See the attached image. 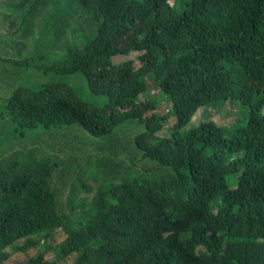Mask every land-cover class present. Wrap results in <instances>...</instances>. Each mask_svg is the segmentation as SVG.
<instances>
[{
  "label": "trees",
  "instance_id": "16d2710c",
  "mask_svg": "<svg viewBox=\"0 0 264 264\" xmlns=\"http://www.w3.org/2000/svg\"><path fill=\"white\" fill-rule=\"evenodd\" d=\"M27 34L40 39L16 50ZM225 101L246 109L231 127L191 125ZM75 156L88 161L78 173ZM54 174L91 197L59 196ZM72 254L264 264V0H0V264Z\"/></svg>",
  "mask_w": 264,
  "mask_h": 264
},
{
  "label": "rangeland",
  "instance_id": "374dc122",
  "mask_svg": "<svg viewBox=\"0 0 264 264\" xmlns=\"http://www.w3.org/2000/svg\"><path fill=\"white\" fill-rule=\"evenodd\" d=\"M22 31L24 33H28L29 27L27 25H25L23 27ZM38 39H40V38L36 37L34 34H27L25 36H21L18 39H15V43H18V45H15L16 50H20L22 47V44L27 43L28 45H31ZM35 55L36 54L32 51V48H30L29 51L26 52L23 57L31 58V57H34ZM138 55H140V54L139 53H131L127 57L116 56L113 58V62L115 64H118L120 62L125 61L126 59H136ZM36 61L38 62L37 59H36ZM133 62H134V66L136 68H138L139 67V61L134 60ZM12 70H13V67H12ZM57 77L58 76H51L50 79L55 80ZM76 77H77L76 75L67 77V80H66L67 84L72 86V87L78 86L82 76L80 77L79 81H75ZM59 80H60V77H59ZM157 94H158V91L153 89V88L150 89L149 93H148L149 97H154V98L157 96ZM82 97L85 101H87L88 103H91V104H96V105L105 104V98L95 97V96L91 95L89 93V91L88 92L84 91L82 93ZM154 101H155V105H156L155 113H158L160 115H165L167 113L166 109H169L170 106L162 98H155ZM215 108H217L218 112L215 110ZM228 113H230V114H228ZM245 113H246V109H244L240 105V103L237 101L217 102V103H215L214 107L199 109L196 112V114L194 115V117L191 119V125L193 127H196L198 125V123L210 120V121H213L214 123H216L217 125H220L223 127H228V126L232 125L238 119L239 116H241L242 114H245ZM221 114L222 115L228 114V115L222 116ZM174 122H175V116H170L167 118V123H166L165 127L168 131L170 130V128L172 127ZM240 123H242V122L239 121L238 124H240ZM140 130L141 129H139L137 132H139ZM125 134L129 138L134 135L133 132H125ZM85 136H88V134L86 132H84L83 130H81V132H80L81 139L84 140ZM2 155L4 156V158L6 157V155L4 153H2ZM125 157H126L125 154L122 155V158L125 160V163L128 165L129 162L127 161V159ZM87 163H88V161L85 158L75 156V164H76L75 172L78 173L80 169L85 168L87 166ZM143 163L144 162H142V161L137 162L138 166L142 165ZM133 170L134 171L137 170L135 163L133 165ZM54 177L55 178L53 180V189L57 191L59 196L64 195L67 199L68 193L72 190V188L75 187L78 198L79 197H87L89 199L91 197L92 192H86L85 189H79L78 183L76 181H73L69 178H64L62 176H59L58 174L56 176L54 174ZM91 181H93L91 174H86L84 176L83 183H89ZM228 182H229V185L234 186L236 184L235 176H229ZM55 185L57 186L56 189L54 188ZM63 210L66 211L65 203L63 204ZM64 237L65 236H64L63 232L61 234H59L56 238V243L59 244L64 239ZM33 252H34V250H30L26 254H31ZM76 256H77L76 254L70 255V257L64 261V264H71L73 262L74 258H76ZM23 259H24V254L23 253L18 254L16 260L22 261ZM52 259H53L52 252H48L45 255V260L51 261ZM58 264H62V263H58Z\"/></svg>",
  "mask_w": 264,
  "mask_h": 264
},
{
  "label": "clouds",
  "instance_id": "9594fccd",
  "mask_svg": "<svg viewBox=\"0 0 264 264\" xmlns=\"http://www.w3.org/2000/svg\"><path fill=\"white\" fill-rule=\"evenodd\" d=\"M135 53H140V54H143V52H135ZM215 104V103H214ZM241 106L245 109V106H243L242 104H241ZM201 108H203V109H205L206 107H200L199 109H201ZM199 109H197V111L199 110ZM196 111V112H197ZM245 115V114H244ZM208 122H213V121H210V120H207ZM228 127H231V125L230 126H228ZM79 185V184H78ZM75 190V187L74 188H72V190L71 191H74ZM64 238H66V234L64 233ZM70 256H68V257H66V258H64V259H61V260H59V262L58 263H64V261L66 260V259H68ZM74 260H75V258H74ZM74 260H73V262L71 263V264H73L74 263Z\"/></svg>",
  "mask_w": 264,
  "mask_h": 264
}]
</instances>
